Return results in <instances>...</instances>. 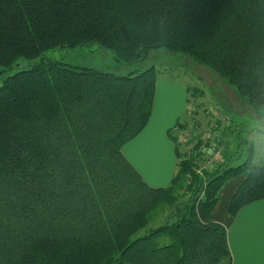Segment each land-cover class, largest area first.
I'll return each mask as SVG.
<instances>
[{"label": "trees", "instance_id": "trees-1", "mask_svg": "<svg viewBox=\"0 0 264 264\" xmlns=\"http://www.w3.org/2000/svg\"><path fill=\"white\" fill-rule=\"evenodd\" d=\"M92 43L127 64L158 49L180 54L234 88L243 105L264 109V0H0V67ZM157 79L153 66L119 76L47 61L4 81L0 264H217L229 256L212 218L219 190L245 175L228 204L235 216L264 199V165L251 146L241 164L221 154L199 174L207 152L198 144L180 153L170 133L176 171L168 187H149L122 147L147 125ZM184 129L180 121L173 131ZM160 209L169 211L165 222L138 236Z\"/></svg>", "mask_w": 264, "mask_h": 264}, {"label": "rangeland", "instance_id": "rangeland-1", "mask_svg": "<svg viewBox=\"0 0 264 264\" xmlns=\"http://www.w3.org/2000/svg\"><path fill=\"white\" fill-rule=\"evenodd\" d=\"M47 61L93 68L119 76L153 66L158 71V82L177 85L182 82L189 89L188 111L183 118L186 129L173 134L177 137L180 153L189 156L193 153L189 144L204 143L202 152H207V155L201 157L203 161L207 163L211 158L215 161L222 154L232 158V164L236 166L245 160L247 149L252 146L255 151L254 163L264 165V109L256 111L243 105L234 94V88L221 82L212 71L187 57L158 49L151 51L148 58L140 64H127L117 62L111 51L94 43L75 48L57 47L39 58L20 59L9 68L0 67V86L16 73L30 70ZM184 135H187L188 143L182 141ZM179 139L183 144H179ZM170 141L176 147V143ZM168 213L167 209L156 211L153 221L138 236L165 222Z\"/></svg>", "mask_w": 264, "mask_h": 264}, {"label": "crops", "instance_id": "crops-1", "mask_svg": "<svg viewBox=\"0 0 264 264\" xmlns=\"http://www.w3.org/2000/svg\"><path fill=\"white\" fill-rule=\"evenodd\" d=\"M180 85L157 79L147 125L122 147L123 156L151 188L168 187L176 171V147L169 134L176 133L174 126L188 111V88ZM244 179L245 175L230 179L218 193L212 218L226 231L229 256L217 264H264V199L244 205L233 217L228 213V204Z\"/></svg>", "mask_w": 264, "mask_h": 264}, {"label": "built area", "instance_id": "built-area-1", "mask_svg": "<svg viewBox=\"0 0 264 264\" xmlns=\"http://www.w3.org/2000/svg\"><path fill=\"white\" fill-rule=\"evenodd\" d=\"M186 138H188L187 137V135H184V137H183V139H182V141H186L187 142V139ZM180 142H181V140H180ZM182 143V142H181ZM188 143V142H187ZM183 144V143H182ZM198 144H200V146L198 147V151H202V148L204 147V143H199V142H197V143H192V144H189V146L192 148V149H194L195 147H196V145L198 146ZM201 153H203V152H201ZM215 155V154H214ZM215 161H216V159H215ZM215 161H213V158H211L210 159V161L209 162H205V160L203 161V162H200L201 164H199V166H200V169H199V174L201 173V170L202 169H204V168H206V167H208V166H210V165H212V163H214ZM210 164V165H209Z\"/></svg>", "mask_w": 264, "mask_h": 264}]
</instances>
